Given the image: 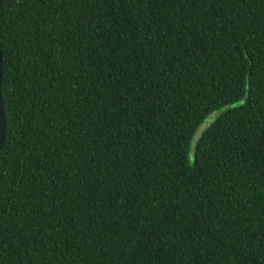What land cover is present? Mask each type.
<instances>
[{
  "label": "trees",
  "instance_id": "16d2710c",
  "mask_svg": "<svg viewBox=\"0 0 264 264\" xmlns=\"http://www.w3.org/2000/svg\"><path fill=\"white\" fill-rule=\"evenodd\" d=\"M0 49V264H264V0H0Z\"/></svg>",
  "mask_w": 264,
  "mask_h": 264
},
{
  "label": "water",
  "instance_id": "95a60500",
  "mask_svg": "<svg viewBox=\"0 0 264 264\" xmlns=\"http://www.w3.org/2000/svg\"><path fill=\"white\" fill-rule=\"evenodd\" d=\"M1 77H2V53L0 49V87H1ZM214 117V113L210 114L197 128L196 132L193 135L192 141H191V149H190V158H193V152L195 148V144L199 137L201 136L202 132L205 130V128L208 126V124L211 122L212 118ZM5 140V116L4 111L1 103V91H0V149L3 145V142Z\"/></svg>",
  "mask_w": 264,
  "mask_h": 264
}]
</instances>
